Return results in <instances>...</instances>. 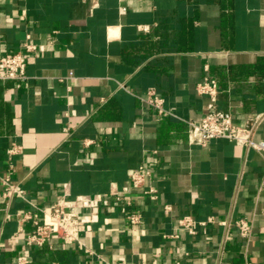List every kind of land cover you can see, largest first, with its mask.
<instances>
[{"label":"crops","instance_id":"1","mask_svg":"<svg viewBox=\"0 0 264 264\" xmlns=\"http://www.w3.org/2000/svg\"><path fill=\"white\" fill-rule=\"evenodd\" d=\"M27 35L41 48L26 52ZM10 52L28 64L24 79L0 81V264L23 247L30 264H264V150L190 143L187 124L207 111L197 84L214 78L218 107L239 126L261 115L264 141V0H0V56ZM140 166L150 175L135 188ZM9 173L26 198L2 196ZM65 188L86 201L91 252L57 237L26 245L18 213L51 208ZM185 214L247 216L253 234L210 224L191 235L177 224Z\"/></svg>","mask_w":264,"mask_h":264},{"label":"built area","instance_id":"2","mask_svg":"<svg viewBox=\"0 0 264 264\" xmlns=\"http://www.w3.org/2000/svg\"><path fill=\"white\" fill-rule=\"evenodd\" d=\"M22 45L26 52H34L41 48L38 44L31 42L30 35H27ZM27 64V57L22 52H10L0 56V81L24 79L26 77ZM196 90L199 94L208 97V104L207 111L200 120L187 121L188 140L190 143L205 145L211 139L223 138L247 149L264 150V141L254 139L261 115L249 120L244 126L236 125L232 115L220 109L217 105L220 89L216 79L209 78L199 82ZM145 101L159 114L168 112L164 106V98L159 96L154 89L148 90ZM20 149V146L10 148L8 150L9 158L18 153ZM149 175L150 171L144 166H140L132 172L130 183L135 188H143ZM2 184V196L5 199L10 200L14 196L26 198L25 190L18 182L12 180L10 173L2 178ZM261 188L264 189V177L261 182ZM143 192L154 197L156 189L148 187L144 188ZM69 197L70 193L65 188L64 193L58 197L51 208L43 209L31 205L33 209L18 213V215H22L24 220L29 221L31 225V229L26 236V245L43 246L52 237H57L65 244H77L86 252H91L81 239V233L86 229V222L80 216L79 207L85 206L86 201L83 197H76L74 200H70ZM117 201L121 202V210L130 224L141 222V214L138 210L131 208V202H123L119 196H117ZM177 224L180 229L191 235L197 234L199 230L206 233V228L210 224L233 226L236 234L246 240H249L253 234V223L247 216H238L232 222H229L228 220H219L214 215L208 216L205 220H198L192 215L185 214L178 218ZM24 250L23 247L22 252L17 255L16 264H30V260Z\"/></svg>","mask_w":264,"mask_h":264}]
</instances>
